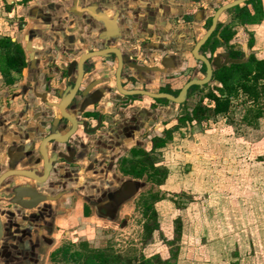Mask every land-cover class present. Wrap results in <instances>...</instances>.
Segmentation results:
<instances>
[{
  "label": "flooded vegetation",
  "instance_id": "af4514ba",
  "mask_svg": "<svg viewBox=\"0 0 264 264\" xmlns=\"http://www.w3.org/2000/svg\"><path fill=\"white\" fill-rule=\"evenodd\" d=\"M236 1L175 0L172 4L167 0L166 5L178 8V12H174L165 7L170 15L166 18L171 25L169 30L148 27L146 30L150 33H137L127 42L129 50L117 45L119 33L114 38L116 42L101 36L98 49L91 47L85 53H76L75 60L71 58L74 56L71 49L60 54L53 44L54 50L49 56H43L41 67L31 69L26 56L27 66L22 74L13 72V84H7L0 74L3 85L0 92V179L7 173L13 174L0 185V215L8 222L17 224L15 221H18L15 228L23 230L17 239V246L21 248L19 264L29 262V252L24 253L27 247L36 254L42 244L51 245L48 230L52 220L60 215L59 210L53 211L48 203L52 200L72 210L71 221L75 224L58 227L63 233L62 244L50 252L48 261L119 263L117 257L91 247L90 242H81L82 234L78 231L88 234L90 228H100V224L115 226L118 222L119 227L125 228L133 216L125 209L137 197L142 202L143 217L152 218L154 211L156 218L155 206L161 198L151 191L147 192L148 197H143L142 191L148 182H160L161 172L152 155L162 151L176 132L174 127H166L175 120L200 123L194 117L195 109L204 106L206 111L210 110L214 103L208 99L209 93L219 95L215 89L222 87L215 80L217 72L233 65H225L226 56L230 60H242L246 55L249 60L256 56L251 53L255 34L248 26L259 24L243 23L240 13L247 7L254 14L258 1L248 0L220 12ZM261 4L264 8V0ZM215 19L216 26L209 34ZM22 26L23 23L19 27ZM201 41L202 46L197 48ZM110 48L118 50V54L109 52L104 57L87 59L80 69L83 56ZM120 59L122 67L118 76ZM206 61L210 64L220 61L223 66L213 69L207 83L190 85L205 80ZM100 67L104 75L97 78ZM78 80L79 87L72 94ZM21 83L24 84L22 96L15 102ZM211 85L213 89L188 114L176 117L195 92H203ZM71 94V102L61 111L60 105ZM108 143L117 148L116 154L108 156L101 152ZM17 150L20 154L16 156ZM109 169L108 188L93 194V187L98 183L93 177L85 179V174L93 173L97 178ZM99 204L103 207L99 208ZM147 225L149 223L143 227L150 234ZM76 240L80 241V250H73ZM32 264H37L35 258Z\"/></svg>",
  "mask_w": 264,
  "mask_h": 264
},
{
  "label": "rangeland",
  "instance_id": "374dc122",
  "mask_svg": "<svg viewBox=\"0 0 264 264\" xmlns=\"http://www.w3.org/2000/svg\"><path fill=\"white\" fill-rule=\"evenodd\" d=\"M16 5V0H0V40L17 37L24 29L17 13L9 15ZM253 31L251 53L262 59L264 21ZM1 84L0 78V92ZM212 89L211 85L195 92L176 117L188 114ZM213 107L206 122L169 123L166 128L176 132L162 151L152 155L160 182H148L142 194L148 197L151 191L161 198L155 206L157 222L143 217L137 197L125 209L133 214L125 228L119 222L100 224L90 228L91 237L78 231L81 242L117 257L118 264H140L144 257L153 264H264V116L249 123L251 109L257 106L242 92L226 114L215 115ZM259 107L264 111V97ZM154 221L158 230L148 234L143 225ZM80 241H74L73 250L81 249Z\"/></svg>",
  "mask_w": 264,
  "mask_h": 264
},
{
  "label": "crops",
  "instance_id": "0c3cea01",
  "mask_svg": "<svg viewBox=\"0 0 264 264\" xmlns=\"http://www.w3.org/2000/svg\"><path fill=\"white\" fill-rule=\"evenodd\" d=\"M16 2L18 5L12 8V12L9 15L13 17L17 13L16 17L23 20L24 29L17 37L11 38L12 41L15 39L13 42H18L23 47L27 43L26 36L29 35L32 37V48L37 53V60L30 67L33 70L43 66L42 58L43 56L44 58L45 56H49L51 50H54L53 44H56L55 46L59 53L61 52L60 54L71 49V54L74 55L71 58L75 60L77 59L76 53H85L91 47L98 49L101 36H104L102 38L116 42L114 38L119 33L117 45H121L129 50L127 42L134 39L138 34L146 33V31L150 33L146 28L149 27L153 30L158 27L160 29H164L165 27V31L169 30L168 27L170 24H168L169 22L166 18H169L170 15L166 13L165 9L168 8L174 12L178 10L174 5H166L167 0H16ZM174 2L175 0H169V3L173 4ZM101 17L106 18L110 24L106 25L107 28L105 25L102 26L100 24L99 19ZM127 18L129 21H127ZM248 27L251 30L257 28L254 25ZM102 75H104V72L101 71V67L97 68V78ZM22 85L24 84L21 83L17 88L19 95L14 96L15 102L21 99L22 95L20 96V94L22 93L20 92L22 91ZM0 127L2 126L0 125ZM113 147V143H108L107 147H103L101 152H104L108 156L112 155V153L116 154L117 148L114 147L112 149ZM14 154L16 156L19 155V150L15 151ZM93 175V173L91 175L85 174L84 178L91 177L92 179L93 177L94 182L98 183L93 187L94 191L92 192L96 195L97 190L104 191V189L108 188L109 180H111V172L109 169L108 172L100 175L101 177L97 176L99 180ZM48 203L51 205L53 211L58 212L59 210L60 214L58 218L52 220V226L48 230L51 234L52 243L50 246L42 244L39 251H36V254L27 247L24 253L29 252L28 258L30 259H27L29 261L28 264H32V259L34 258L37 264H48L50 252L59 246L63 238V233L59 231L58 227H64L68 223L75 224L72 222L73 213L70 208L63 204L60 205L57 201L53 200ZM99 206L101 208L103 204H99ZM62 209L64 210L63 212ZM53 217L54 215L52 213ZM0 218L4 230L0 248L8 251L11 249V257H13L12 264H19L18 258L21 253V248L17 246V239L19 233L23 230L20 231L18 227L17 231V228H15V225H19L18 221H15L17 222L15 224L14 221L8 222L4 216ZM4 249L0 255V262L5 259Z\"/></svg>",
  "mask_w": 264,
  "mask_h": 264
},
{
  "label": "trees",
  "instance_id": "16d2710c",
  "mask_svg": "<svg viewBox=\"0 0 264 264\" xmlns=\"http://www.w3.org/2000/svg\"><path fill=\"white\" fill-rule=\"evenodd\" d=\"M254 1H258L254 7V14L247 7H244L241 11L240 18L243 23L260 24L264 21V8L261 0ZM0 48L3 50L0 53V74L7 84H13L15 82L12 76L13 72L22 74L23 69L27 66L25 51L18 42H13L11 37L1 39ZM215 80L222 86L215 89L220 96L215 92L208 95V99L214 103L212 110L215 115L226 114L230 109L232 99L238 97L242 92L257 106L251 109L253 115L249 119V123L256 122L264 116L263 108L259 107L260 101L264 97V58L258 59L253 56L244 63L224 67L217 72ZM194 117L200 123L208 121L206 108L204 106L196 108ZM154 215L155 213L152 211V218H154ZM146 227L147 231L151 233L153 230L158 229V224L154 221V225L149 224ZM181 229L182 226L177 227L179 234ZM98 258L102 259L103 257L98 256ZM105 263L106 260L100 262V264ZM141 264H153V262L145 260Z\"/></svg>",
  "mask_w": 264,
  "mask_h": 264
},
{
  "label": "water",
  "instance_id": "95a60500",
  "mask_svg": "<svg viewBox=\"0 0 264 264\" xmlns=\"http://www.w3.org/2000/svg\"><path fill=\"white\" fill-rule=\"evenodd\" d=\"M246 1H248V0H238V1H236V2H234V3H232V4H230V5H228V6H226V7H224L223 9H221L220 12H222L223 10H227L228 8L233 7V6H235V5L242 4V3L246 2ZM99 21H100V24H101L102 26L105 25V27L107 28L106 25H108L109 23H108V21H107L106 18L101 17V18L99 19ZM216 23H217V19L214 20V24H213L212 29L210 30L209 34H211L212 31L214 30V28H215V26H216ZM109 25H110V24H109ZM209 34H208V35H209ZM208 35H207V36H208ZM207 36H206L205 38H207ZM26 39H27V43L23 46V49H24L25 54H26V56H27V62H28V64H29V67H31V66H33V65L35 64L34 62L37 60V59H36V58H37V53H36V52L34 51V49L32 48V41H31L32 37H30L29 35H27V36H26ZM13 41H15V39H13ZM202 44H203V41L199 42L197 48L201 47ZM109 52H115L116 54H118V50L113 49V48H110V49H108V50H106V51H97V52H94V53L86 54L85 56H83V57L81 58V60H80V62H79L80 69L82 68V65L84 64V62H85L87 59L95 58V57H100V56L104 57V55H106V54L109 53ZM248 57H249V56L246 55V57H245L244 59H242V60H230V59L226 56V61H227V62L225 63V65H226V64H229V63H231V64L244 63V62H246V61L248 60ZM206 65H207V77L205 78V80H203V81H195V82H192L190 85H192V84H203V83H207L208 81H210V79H211V77H212L213 69H219L221 66H223V64H222L220 61L217 62V63H215V61H214V62H212V64H210L209 62L206 61ZM121 67H122V61H121V59H120V62H119V69H118V74H117L118 76H119V73H120V71H121ZM81 73H82V72H81ZM118 78H119V77H118ZM79 84H80V81L78 80L77 83H76L75 89L73 90L72 94H75V92L77 91V89H78V87H79ZM118 84H119V82H118ZM188 86H189V85H188ZM188 86H187V87H188ZM187 87H186V88H187ZM186 88L184 89V91H183L181 97H183V95L185 94ZM72 94H71L67 99H65V100L62 102V104L60 105V109H61V111H64L65 107L71 102V100H72V98H73V95H72ZM163 96H164V97L171 98V97L166 96V95H163ZM176 101H180V100L177 99ZM9 175H13V174H12V173H7L4 177H2V179H0V185H1V183L3 182V180H4L7 176H9ZM24 175L27 176V177H28V176H31V175H29L28 173H25ZM0 217H1V215H0ZM0 220H1V218H0ZM5 222H6V221H5ZM3 232H4V230H3V225H2V222H0V242L2 241V238H3V236H4V233H3ZM3 249H4V248H0V255H1L2 252H3ZM4 250H5V249H4ZM4 253H5V259H3V261H1L0 264H12L13 257H11V256H12V251H11V249H10L9 251H8V250H5ZM10 257H11V258H10Z\"/></svg>",
  "mask_w": 264,
  "mask_h": 264
}]
</instances>
